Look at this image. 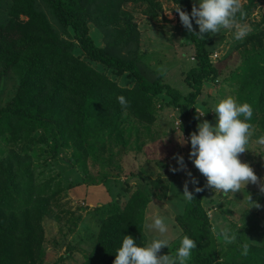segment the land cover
<instances>
[{
  "label": "trees",
  "instance_id": "16d2710c",
  "mask_svg": "<svg viewBox=\"0 0 264 264\" xmlns=\"http://www.w3.org/2000/svg\"><path fill=\"white\" fill-rule=\"evenodd\" d=\"M129 1L138 0H0V94L9 74L16 73L19 79L14 97L0 105V141L8 147L0 160V264H41L44 219L52 214L63 191L83 183L77 177L63 186L62 178L36 173L31 160L38 156L39 145L46 146L40 156L47 154L48 166L71 149L72 155L61 159L70 172L78 166L88 177L85 182L108 185L104 169L115 156L113 149H140L136 124L156 123L155 102L161 95L179 111L183 133L189 137L196 131L197 99L204 83L220 73L208 50L211 36L195 35L198 27L193 22L188 42L195 49L197 65L186 72L184 82L190 91L184 93L142 63L138 27L124 10ZM144 1L149 3L148 12L158 8L153 0ZM171 1L191 13L192 0ZM90 24L101 30L103 46L91 35ZM260 34L245 41L244 67L234 76L241 78L244 102L264 116V32ZM92 63L104 67L105 73ZM107 71L128 74L133 86H120ZM119 96L125 98L126 107L119 103ZM90 158L103 170L97 176L87 171ZM195 180L190 189L193 198L176 216L182 236L196 242L186 264H264V241L254 245L242 240L233 252L222 253L203 204L210 187L202 174ZM125 186L123 192L111 194L110 204L94 209L102 221L83 264H113L124 235L133 236L141 246L147 243L146 209L154 196L166 197L170 183L160 176L146 185ZM196 187L201 191H195ZM179 243L172 244L171 256ZM243 244L248 246L246 255L241 254Z\"/></svg>",
  "mask_w": 264,
  "mask_h": 264
},
{
  "label": "rangeland",
  "instance_id": "374dc122",
  "mask_svg": "<svg viewBox=\"0 0 264 264\" xmlns=\"http://www.w3.org/2000/svg\"><path fill=\"white\" fill-rule=\"evenodd\" d=\"M153 3L158 5L153 13L148 12L149 3L144 0L135 3L129 1L124 6V10L131 13L139 30V54L142 63L150 70L162 74L165 82L188 93L190 88L184 82L185 75L191 67L197 65V60L194 58L195 49L188 42L189 31L182 26L178 13L173 9L176 4L171 0H153ZM240 3L244 15L241 17L237 13V20L249 26L246 36L237 40L233 36L232 29L223 28L215 34H209L210 58L220 73L204 83L196 102L198 123L208 120L215 124V113L212 111L216 103L228 96H232L237 102L245 100L241 78H235L234 74H239L244 67L245 41L255 34L261 37L260 33L264 32V0H240ZM90 29L96 43L103 46L104 38L101 30L93 24H90ZM75 53L82 55L80 50H76ZM92 64L105 73L104 67ZM106 73L122 87H132L134 84V79L128 74L118 76L111 71ZM18 82L16 73L9 74L5 79L0 94L1 106L6 105L14 97ZM168 103L169 98L165 95H161L159 100H156L155 107L159 116L154 125L136 124L140 133V149L134 146L125 151L119 148L113 149L115 156L104 169L109 175L108 185L100 182L96 184L85 182L88 177L78 166L73 168L74 173L70 172L68 164L61 159L70 157L71 149L64 150L59 160L53 161L48 166L44 163L47 154L40 156V150L46 149V146L37 147L38 156H33L31 160L32 169L36 173H43L45 178L52 177L56 180L62 178L63 186L68 185L69 179L75 180L77 177L83 182L75 188L63 191L58 196L57 203L53 204L55 207L52 209V214L44 219L45 253L41 264H83L90 254L102 221L100 214L94 209L110 204L111 194L123 192L125 185L133 187L146 185L147 180L157 179L160 176L169 181L170 188L165 198L154 196L148 205L144 232L148 243L157 233L149 229L147 224L155 215L165 217L170 243L168 247H162L157 255L168 253L170 255L172 244L178 242L183 235L176 216L183 213L187 201L183 195L185 184L189 192L192 186L191 178L187 173L190 172L191 177L195 179L201 173L188 157L190 151L188 136L181 128L183 118L179 111ZM251 107L253 112L249 121L251 124L249 143L247 150L238 155L241 162L247 163L252 168L257 179L255 182L241 185V190L233 193L210 188L203 203L222 253L233 252L234 245L242 240L254 245H261L264 241V146L255 142L258 136L264 134V116L257 112L254 105ZM200 113L205 114L200 116ZM135 135L131 139L132 142L136 138ZM7 150L5 142L0 141V160L6 156ZM177 155L184 158L186 167L182 170H174L178 167L175 159ZM87 166V171L92 176L103 172L100 163L95 164L92 158L87 160ZM225 226L232 229L230 241L224 239L221 231Z\"/></svg>",
  "mask_w": 264,
  "mask_h": 264
},
{
  "label": "clouds",
  "instance_id": "9594fccd",
  "mask_svg": "<svg viewBox=\"0 0 264 264\" xmlns=\"http://www.w3.org/2000/svg\"><path fill=\"white\" fill-rule=\"evenodd\" d=\"M179 15V20L189 32L193 31V22L198 27L197 36L215 34L223 29H232L233 36L239 40L246 36L249 26L237 20V13L243 17L240 0H194L191 13L182 11L176 4L173 8ZM122 107L127 106L123 96L117 97ZM216 122L210 123L202 120L196 125V131L189 134L188 143L190 151L188 157L193 166L206 178V186L220 190L224 193H233L241 190V185L255 182L257 177L252 168L241 162L240 153L247 150L250 139V120L252 107L247 102H237L232 96H228L216 103L214 111ZM205 113H200L203 116ZM264 146V134L255 141ZM177 168L182 170L186 166L184 158L175 157ZM191 182L197 181L187 173ZM199 192V187L195 188ZM183 195L191 200L192 194L185 189ZM147 227L154 230L155 235L150 242L141 246L136 243L133 236L124 235L120 246L115 252L113 264H186L192 249L196 248V242L188 235L180 238L179 246L175 250V256L168 254L157 255L162 247H168L170 240L167 236L168 225L165 217L153 216ZM224 239L230 241L232 229L228 226L222 228ZM242 255L247 254V244L242 245Z\"/></svg>",
  "mask_w": 264,
  "mask_h": 264
}]
</instances>
